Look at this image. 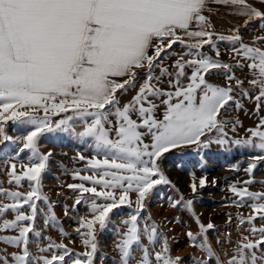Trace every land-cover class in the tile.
Here are the masks:
<instances>
[{
	"label": "snow or ice",
	"instance_id": "snow-or-ice-1",
	"mask_svg": "<svg viewBox=\"0 0 264 264\" xmlns=\"http://www.w3.org/2000/svg\"><path fill=\"white\" fill-rule=\"evenodd\" d=\"M213 2L243 18V23L231 26L228 34L216 32L204 15L208 0H0V145L19 144L7 175L9 183L20 187L26 180L29 187L27 192L0 189V197L12 201L0 204V231L18 232L0 236V242L18 249L11 254L12 264H95L98 236L113 211L122 206L131 211L122 221L126 230H118L119 260L114 264H131L137 250L141 255L136 264H181L183 257L171 255L167 237L154 222L140 227L141 212L153 190L171 183L161 167L165 154L189 146L203 150L213 144L256 149L261 154L248 163L245 172L249 176L264 161V116L247 129L246 137L235 139L225 127L232 123L235 132L239 121L222 119L230 103L241 107L237 91L254 102L257 113L264 108V35L245 42L241 31L253 21H259V30L264 31V10L250 0ZM258 2L264 5V0ZM218 42L230 45L229 58L234 63L220 59ZM175 44L181 52L169 54ZM162 54L176 58L168 66ZM245 68V77L238 78L235 70ZM213 73L223 75L224 85L208 81ZM141 75L144 79L135 94L121 104L120 96L136 88ZM165 78L166 89L160 86ZM9 122L24 126L26 132L9 136ZM55 130L70 132L95 153L88 157L77 152L76 159L84 161L85 167L71 172L78 183L66 185L77 193L73 209L82 202L88 208L76 218L74 228L83 251L42 237L35 228L37 201L47 205L45 227L58 223L53 202L43 194L41 184L52 153H42L39 147L41 137ZM25 152L27 162L21 157ZM189 175L193 195L217 183L215 179L209 182L207 175ZM240 183L229 185L228 191L237 198V207L251 201L247 204L250 214L237 217L238 229L247 224L248 234L241 233L234 243L229 238L231 254L226 252L221 258L207 237L215 225H205L195 217L199 232L185 235L189 246L198 247L204 258L194 259V264H210L213 259L215 264H264V225L254 223L264 220V191H249L246 185L253 183L251 179L242 182L244 187ZM181 202L192 209L193 200L184 201L182 195L170 205ZM9 210L14 219H3ZM64 215H69L67 207ZM59 231L62 237L68 236L63 228ZM30 233L48 241L37 245L39 255L30 251ZM143 238L151 249L142 243ZM103 259L100 256L101 264ZM0 261L8 264L7 257Z\"/></svg>",
	"mask_w": 264,
	"mask_h": 264
},
{
	"label": "rangeland",
	"instance_id": "rangeland-1",
	"mask_svg": "<svg viewBox=\"0 0 264 264\" xmlns=\"http://www.w3.org/2000/svg\"><path fill=\"white\" fill-rule=\"evenodd\" d=\"M250 3L258 9L264 10V5H261L258 0H250ZM204 15L209 17L214 29L218 33L228 34L231 26L243 23V18L230 14L223 5L213 2V0H208ZM258 25L259 21H253L247 29H241L245 42H251L254 35H264V31L259 30ZM218 47L221 51L220 59L224 62L234 63L229 58L228 48L230 45L227 42H218ZM181 50V46L175 44L173 45V49L169 50V54L173 52L180 53ZM205 51H208L207 46L205 47ZM209 54L214 55L211 52ZM162 55L164 56V64L168 66L176 58L174 54L170 55V58L167 54ZM158 71L157 69V74ZM235 74L238 78L243 79L247 74V69H236ZM143 79L144 77L141 75L137 81L136 88L129 89L120 96L121 104L130 100ZM207 79L210 83L217 85H224L225 83L223 75L219 73H213ZM160 86L165 89L167 88V78L161 82ZM244 87H249L247 82H245ZM250 91L253 94L255 93L254 89H250ZM236 96L240 100L241 107L237 109L234 102L230 103L225 115L222 117V119L226 120L239 121L235 132L231 131L232 123L227 124L225 127L228 136L233 139L246 137L248 135L247 129L254 128L259 118L264 116V108H261L259 113H257L253 101L243 98L239 91H237ZM156 103L159 104V101H156ZM162 112L163 106L161 105L157 110V116L160 117ZM59 118L61 117H53L54 120ZM75 127L77 130H80L79 122L75 123ZM6 130L9 136L16 138L22 136L27 129L22 125L9 122ZM212 135L214 136L216 134L213 133ZM39 147L42 153L49 151L52 153L46 170L42 174L41 184L43 194L48 197L50 202H53L52 211L55 213L58 223L55 226L49 223L45 227L44 220L47 214V205L43 201H37L38 213L35 228L41 231L42 237H50L52 241L57 243L63 241L76 252L83 251L84 249L80 245L79 237L74 232V228L77 226L76 218L85 215L88 212V208L82 202L73 209L77 193L69 190L66 185L69 183H78V180L74 181L72 179L71 172L85 167L84 161L76 159L77 152L88 157L95 153L89 147L88 143L81 141L70 132L61 130L45 133L39 141ZM18 149L19 144L11 141L0 145V189L5 191L27 192L29 190L26 180L22 181L20 187H17L14 182L9 183V177L7 175L9 163L11 157ZM260 154L259 150L256 149L238 148L235 146L221 148L215 144L203 150L197 149L195 146H189L174 149L165 154L161 167L171 183L158 185L153 190L150 198L145 202V209L141 212V229H143L145 224L154 222L159 232L167 237L171 255L173 257H183L181 264H194V259H203L204 253L198 247H190L189 240L185 234L188 231L194 234L199 232L195 219V217H199L201 223L206 225L211 222L215 225L213 230H209L207 237L209 244L217 255L223 258L224 253L231 254L233 243L240 238L241 233L244 235L248 234L245 231L248 227L247 224L238 229L237 225L239 221L237 217L240 215L246 217L250 214L251 210L247 204L251 203V201H247L242 207H237L234 203L237 198L228 191V187L237 182H241L238 184L239 187H244L245 185L242 182L251 179L253 183L246 185L249 191H264V161L258 163L257 168L253 170L251 176L245 172L251 158ZM26 156L27 152L21 154L24 162H27ZM191 172H194L197 177L207 175L209 182L215 179L217 183L215 186L209 183L206 188L198 190L193 195L188 187L190 183L189 174ZM81 174L90 175L91 172H82ZM181 195L184 201L188 199L193 200L191 210L183 202L177 204L176 207L170 205V201L180 200ZM132 200H135L134 194L132 195ZM8 203H12V201L0 197V204ZM65 207L68 209V216L64 215ZM25 211L27 212V206H25ZM130 211L131 209L128 207L122 206L114 210L111 214L110 223L98 236L99 251L95 264H101L100 256L104 257L102 264H114V261L119 260L115 243L119 239L118 230L120 232L126 230L122 221L128 218ZM229 216L232 217L230 223ZM3 219L12 220L14 219V214L9 210L5 213ZM254 223L256 227H260L264 225V220L257 219ZM59 228H63L68 236L62 237ZM16 235H18L16 230L6 229L0 231V236ZM42 237L37 239L34 234H29V248L34 255L40 254L37 251L38 244L44 246L48 243ZM69 237L74 243L69 244ZM229 238L233 243L228 242ZM201 239L198 237V242ZM142 243L151 249L146 238L142 239ZM158 247L159 244L156 245V248ZM17 251L18 249L16 247L0 242V257H7L8 264H12L11 254ZM43 255H50V253H43ZM140 255L139 250L135 251L131 264H136ZM0 264H2V261H0ZM210 264H215V259L210 261Z\"/></svg>",
	"mask_w": 264,
	"mask_h": 264
}]
</instances>
